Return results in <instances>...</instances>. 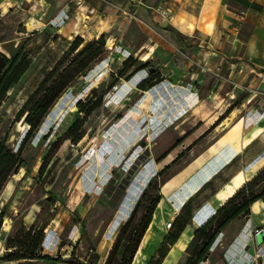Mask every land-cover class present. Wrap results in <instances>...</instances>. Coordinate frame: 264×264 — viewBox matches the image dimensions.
<instances>
[{"label": "rangeland", "instance_id": "374dc122", "mask_svg": "<svg viewBox=\"0 0 264 264\" xmlns=\"http://www.w3.org/2000/svg\"><path fill=\"white\" fill-rule=\"evenodd\" d=\"M6 1L12 8L8 10V5L0 0L1 52L12 58L23 50L28 54L29 62L28 70L7 93L0 106V141L4 139L10 148L16 150L29 129L25 116L16 120L17 114L74 37L66 40L60 32L54 31V28L64 24V19H60L64 13L59 11L64 3L51 0H39L37 3L32 0L18 6L16 0ZM79 6L73 2L70 10L79 9ZM44 9H48L51 15L57 12L58 17L49 23L41 20L39 32L32 33L35 25L32 16L39 18ZM83 35L88 39L87 32ZM127 55V51L121 53L118 49L116 55L111 51L106 59L82 76L57 101L45 119L46 127L42 131L39 129L25 148L24 157L29 171L22 169L13 176L0 200V211L5 209L6 213L0 249L4 248L9 233H14L23 224L30 226L35 223L47 226L45 254L61 256L68 261L74 252L83 264H89L95 248L99 253L98 264H105L121 226L135 207L141 203L136 215L139 219L151 199L161 194L151 227L132 264L193 263L201 250V243L192 238L186 250L183 245L186 247L194 233V216L206 207L217 210L234 188L239 174L249 180L257 172L256 167L264 154L257 157L256 152L264 150V133L258 136L260 138L255 144L247 147L245 153L239 152L241 154L234 155L233 159L238 156L231 161L224 144H220V137L239 121L244 124V131L262 125L264 113L261 108H248L228 115L218 113L212 117L201 114L200 117H206L207 130L220 117L226 116V119L222 126L205 132L191 145H186L183 139L172 140L177 118H180L179 122L183 120L182 113L194 105L196 97L185 90L184 94L188 93L186 99L179 104H173L172 99L160 104V90L164 85L169 86V81L158 82L159 86L152 93V88H149L147 92L150 96L140 93L137 83L143 78L149 80L150 71L147 68L138 69V64L129 68L127 75L130 78L124 77V86L118 87V74L128 59ZM93 89L97 90L91 102L102 96V104L85 116L78 112L76 104L80 100L86 102ZM115 100L118 102H113ZM91 102L87 104L88 108ZM239 102L240 99H233V105ZM224 108H227L226 104ZM142 117L140 136L130 146L124 145L122 142L131 124ZM78 119L83 120L82 125L73 130V137L65 139ZM192 121L185 126H191ZM215 140L216 143L207 152ZM143 142L146 143L144 146ZM48 158L50 163L41 173V166ZM149 158L150 164H146ZM142 181L144 185L139 184ZM137 187L140 188L135 193ZM251 187L256 193L264 189V173L252 182ZM257 203L252 205L249 217L237 220L208 251L209 264H264V236L256 234L264 226H255L257 216L261 217L264 213V207L259 203L257 210ZM178 216L181 221H190L192 217L193 221L180 234L175 245L167 246V253L160 261V250L166 245L165 238L172 231L171 226ZM32 264L69 263L38 261Z\"/></svg>", "mask_w": 264, "mask_h": 264}, {"label": "crops", "instance_id": "0c3cea01", "mask_svg": "<svg viewBox=\"0 0 264 264\" xmlns=\"http://www.w3.org/2000/svg\"><path fill=\"white\" fill-rule=\"evenodd\" d=\"M31 1L16 0L18 6ZM35 1L38 3L39 0ZM51 1L64 3L60 9L58 5L60 13H64L60 17L64 19V24L54 28V31L60 32L66 40L77 35L85 39L84 32L88 34L86 41L105 35L112 54L116 55L118 49L121 53L127 51L128 57L133 56L140 62L149 63L147 69L152 67L153 71H158L160 82L171 83L162 88L187 87L196 97V103L181 114L183 120L179 122L180 118H177L176 135L173 134L175 137L172 140L183 139L187 142L186 145L193 144L207 131L206 117L199 116L204 113L212 117L227 111L231 114L235 111L241 113L248 108L255 110L256 107L261 108L264 113V0ZM73 2L80 5L81 11L70 10ZM2 3L8 5V10L12 8L8 1L4 0ZM161 8L169 10L167 18L160 16L158 10ZM56 13L51 15L48 9H44L39 18L32 16L35 18V25L31 32H39L41 20L45 19L44 22L49 23L58 17ZM122 80L124 79L119 77L116 83L118 87L124 86ZM159 84L151 87V93ZM138 90L140 93L147 92ZM236 98L240 102L233 105V99ZM252 105L254 106L251 107ZM191 119L194 120L191 126L186 127L185 124L190 123ZM224 119L214 127H219ZM263 133L264 122L249 131H244V124L238 122L222 134L220 144H224L228 160L231 161L239 152L245 153L247 147L255 144L260 138L258 136ZM216 140L208 147L207 152ZM171 151L172 149L167 150ZM256 153L257 157H261L264 150L260 149ZM148 160L150 158L146 159V164H150ZM257 202L264 207L263 198ZM251 214L240 216L231 222L217 235L213 245L229 232L230 226L237 220ZM257 220L256 227L264 226V213L261 217L257 216ZM193 224L195 226V222ZM199 264H209V255L208 259H203Z\"/></svg>", "mask_w": 264, "mask_h": 264}, {"label": "trees", "instance_id": "16d2710c", "mask_svg": "<svg viewBox=\"0 0 264 264\" xmlns=\"http://www.w3.org/2000/svg\"><path fill=\"white\" fill-rule=\"evenodd\" d=\"M111 51L112 48L107 45L105 35L88 41L81 35H77L69 42L67 49L52 68L47 71L42 81L31 93L17 114L16 120H20L21 117L25 116V121L29 125V129L25 133L19 147L14 150L8 146L4 139L0 141V200L12 177L16 176L22 169L29 171V164L24 157V150L32 142L39 129H41L54 105L82 76L87 75L97 64L106 59ZM136 64H138V69L149 67V63L140 62V60L130 56L123 63V67L118 74V80L119 77L129 79L130 75H127L129 68ZM28 68V54L23 50H20L12 58H9L0 51V106L7 93L20 81ZM158 82H160V73L153 71L150 73V79L143 80L137 87L146 91ZM96 90H92V96L88 97L86 102L82 100L77 102L78 112L89 116L102 104V96L91 102V98L96 95ZM90 102L91 107L88 108L87 104ZM226 114L228 115V111ZM225 117H220L214 126L220 124ZM82 123V119L76 120L65 139L73 137V130L79 129ZM214 126L210 129H213ZM49 163V158L44 160L40 169L41 173L46 171ZM263 173L264 167L258 170L242 187L237 189L228 200L224 201L212 216H209L201 223L202 225L200 224L201 226H198L199 228L195 227V231L189 239L185 250L192 238L200 242L202 247L196 255V260L188 264H199L204 259V256L208 254L217 235L238 217L250 214L252 205L256 201L264 198V189L256 193L253 187H251L252 182L257 180ZM161 199V194L152 198L145 208L144 214L139 219H136V215L141 203L135 207L131 216L121 226L116 241L108 253L105 264L133 263L143 238L152 224L155 211ZM50 200L48 199V201ZM5 215V209H2L0 211V235ZM191 221L192 218H190V221H181L180 216L176 217V220L171 226V229L173 228L172 231L165 238L166 245L164 244L160 250V261L167 253V246L174 245L177 242L180 234L187 225L192 223ZM46 227V225L42 227L37 226L35 223L30 226L23 224L14 233H9L5 238L4 248L0 249V262L32 264L38 261H44L83 264L80 259L74 256V252H72L73 257L68 261H64L61 256L45 254L44 241ZM98 260L99 253L94 248L93 259L89 264H98Z\"/></svg>", "mask_w": 264, "mask_h": 264}, {"label": "bare ground", "instance_id": "6f19581e", "mask_svg": "<svg viewBox=\"0 0 264 264\" xmlns=\"http://www.w3.org/2000/svg\"><path fill=\"white\" fill-rule=\"evenodd\" d=\"M2 49V48H1ZM0 49V51H1ZM3 50V49H2ZM8 52V51H6ZM96 74V73H95ZM157 87H154V91H156ZM160 88V87H159ZM162 90H160L161 96L158 99L159 103L162 104L163 102L168 101L169 99H172L173 104L177 105L179 104L183 99H186V95L188 94H184L185 90H188L187 87H172V88H161ZM123 90V89H122ZM150 92H146V95H149ZM156 93V92H155ZM174 97H178V99H174ZM145 99V98H144ZM142 100V99H141ZM196 103V102H195ZM197 108V107H196ZM197 110V109H196ZM198 113V112H197ZM235 113V112H234ZM138 114V113H137ZM195 114V113H194ZM136 115V114H134ZM202 118V117H201ZM135 119V118H134ZM144 118L142 117L141 120H137L134 124H131L130 126V131L128 132L126 138L124 139V141L122 143H124V145L126 146H130L132 143H134L138 137L140 136L141 132H142V120ZM136 120V119H135ZM46 122V121H45ZM45 122L43 123L40 131L43 130V128L46 127ZM240 122V121H239ZM224 122H222L223 124ZM222 124L220 126H222ZM23 125V124H22ZM142 125V126H141ZM240 125V124H239ZM256 136V135H255ZM150 137V136H149ZM148 137V138H149ZM261 162L259 163V165L256 167V170L258 171L260 169V167L264 166V157L260 160ZM139 164V163H138ZM135 165V164H134ZM130 168V167H129ZM134 169V168H133ZM129 170V169H128ZM130 172V171H129ZM128 172V173H129ZM135 172V171H134ZM131 173V172H130ZM256 173V172H255ZM129 175V174H128ZM128 179V178H127ZM146 178H144L145 180ZM248 178H245L243 174H239L236 178L235 181V185L234 188L224 197V200H228L237 189H239L240 187H242L244 185V183L247 182ZM139 184L144 185V182H140ZM140 187H137V189H135V193L139 191ZM256 209L259 210L260 206L258 204L255 205ZM216 211V208L214 207H206L204 209H202L197 216L195 217V225L196 226H200V224L205 221L209 216H211L214 212ZM5 227V226H4ZM185 248V245H183V249Z\"/></svg>", "mask_w": 264, "mask_h": 264}, {"label": "built area", "instance_id": "2783aa9c", "mask_svg": "<svg viewBox=\"0 0 264 264\" xmlns=\"http://www.w3.org/2000/svg\"><path fill=\"white\" fill-rule=\"evenodd\" d=\"M159 11V14L162 18H167L169 15V10L167 8H161ZM264 232V229L257 230L256 234L257 236L261 233Z\"/></svg>", "mask_w": 264, "mask_h": 264}, {"label": "water", "instance_id": "95a60500", "mask_svg": "<svg viewBox=\"0 0 264 264\" xmlns=\"http://www.w3.org/2000/svg\"><path fill=\"white\" fill-rule=\"evenodd\" d=\"M149 71L152 72V71H153V68L150 67V68H149ZM142 144H143V146H144L146 143L143 142ZM261 234L264 236V232H261V233L258 235V237H260ZM258 237H257V238H258ZM174 245H175V244H174ZM206 259H208V254H206V255L204 256V260H206Z\"/></svg>", "mask_w": 264, "mask_h": 264}]
</instances>
